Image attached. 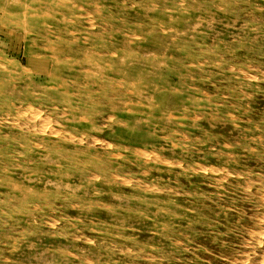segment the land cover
Wrapping results in <instances>:
<instances>
[{
    "label": "rangeland",
    "instance_id": "1",
    "mask_svg": "<svg viewBox=\"0 0 264 264\" xmlns=\"http://www.w3.org/2000/svg\"><path fill=\"white\" fill-rule=\"evenodd\" d=\"M0 28V264H264V0H0Z\"/></svg>",
    "mask_w": 264,
    "mask_h": 264
},
{
    "label": "bare ground",
    "instance_id": "2",
    "mask_svg": "<svg viewBox=\"0 0 264 264\" xmlns=\"http://www.w3.org/2000/svg\"><path fill=\"white\" fill-rule=\"evenodd\" d=\"M160 4V3H159ZM39 5V4H38ZM42 5V4H41ZM172 7V6H171ZM143 11V10H142ZM145 11V10H144ZM160 17V16H159ZM184 19V18H183ZM1 29V28H0ZM178 97V96H177ZM77 129V128H76ZM91 129V128H90ZM163 131V130H162ZM183 159V158H182ZM114 169V168H113ZM161 170V169H160ZM211 185V184H210ZM188 191V190H187ZM255 194V193H254ZM54 215V214H53ZM261 215V214H260ZM257 222V221H256ZM253 232V231H252ZM252 244V243H251ZM247 246V245H246ZM263 258V257H262ZM239 262V261H238ZM240 263V262H239ZM261 264V263H260Z\"/></svg>",
    "mask_w": 264,
    "mask_h": 264
}]
</instances>
